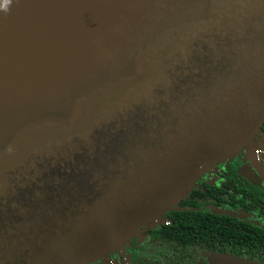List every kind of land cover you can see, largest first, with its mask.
Here are the masks:
<instances>
[{
  "label": "water",
  "instance_id": "1",
  "mask_svg": "<svg viewBox=\"0 0 264 264\" xmlns=\"http://www.w3.org/2000/svg\"><path fill=\"white\" fill-rule=\"evenodd\" d=\"M263 123L264 0H0V264L101 260Z\"/></svg>",
  "mask_w": 264,
  "mask_h": 264
},
{
  "label": "flooded vegetation",
  "instance_id": "2",
  "mask_svg": "<svg viewBox=\"0 0 264 264\" xmlns=\"http://www.w3.org/2000/svg\"><path fill=\"white\" fill-rule=\"evenodd\" d=\"M254 139L253 154L237 150L210 168L152 227L92 264H264V123Z\"/></svg>",
  "mask_w": 264,
  "mask_h": 264
},
{
  "label": "trees",
  "instance_id": "3",
  "mask_svg": "<svg viewBox=\"0 0 264 264\" xmlns=\"http://www.w3.org/2000/svg\"><path fill=\"white\" fill-rule=\"evenodd\" d=\"M263 125V124H262Z\"/></svg>",
  "mask_w": 264,
  "mask_h": 264
}]
</instances>
